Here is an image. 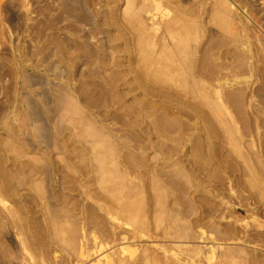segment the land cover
I'll use <instances>...</instances> for the list:
<instances>
[{"label":"rangeland","instance_id":"374dc122","mask_svg":"<svg viewBox=\"0 0 264 264\" xmlns=\"http://www.w3.org/2000/svg\"><path fill=\"white\" fill-rule=\"evenodd\" d=\"M0 264H264V0H0Z\"/></svg>","mask_w":264,"mask_h":264},{"label":"bare ground","instance_id":"6f19581e","mask_svg":"<svg viewBox=\"0 0 264 264\" xmlns=\"http://www.w3.org/2000/svg\"><path fill=\"white\" fill-rule=\"evenodd\" d=\"M81 256H82V257L85 256L84 253H82Z\"/></svg>","mask_w":264,"mask_h":264}]
</instances>
